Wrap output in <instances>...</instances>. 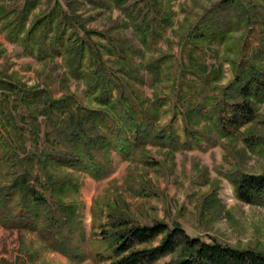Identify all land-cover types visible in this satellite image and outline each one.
<instances>
[{
	"label": "trees",
	"instance_id": "16d2710c",
	"mask_svg": "<svg viewBox=\"0 0 264 264\" xmlns=\"http://www.w3.org/2000/svg\"><path fill=\"white\" fill-rule=\"evenodd\" d=\"M41 1L2 0V29L28 54L61 57L69 75L85 83L95 104L73 93L55 96L48 85L0 78V222L38 231L53 249L81 261L86 252L71 227L75 206L65 200L72 183L51 171L66 167L100 179L108 172L105 158L111 150L127 160L148 162V144L179 148L185 143L172 124L160 125L164 101L135 86L145 80L132 62L141 51L132 39L118 36L122 32L108 35L109 28L99 32L107 41L97 43L85 25L76 26V17L59 0L27 26ZM116 1L126 17L123 23L138 41L157 44L171 23L170 0ZM215 43H224L235 54L224 58L234 74L218 94L209 96L223 72L217 54H211L214 62H207L206 52ZM182 49L188 61L182 64L175 91L186 126L197 114L226 136L256 119L257 102L264 100V0L214 2L182 36ZM162 61L159 56L144 64L153 79L161 76ZM244 139L250 145L261 140L252 133ZM231 179L239 199L264 205V171L242 172ZM99 205H92L96 232L90 242L94 257L106 264H153L166 255L172 257L163 264H264V249L205 240L179 222H141L120 202L107 203L106 209ZM99 212L103 217L97 221Z\"/></svg>",
	"mask_w": 264,
	"mask_h": 264
},
{
	"label": "rangeland",
	"instance_id": "374dc122",
	"mask_svg": "<svg viewBox=\"0 0 264 264\" xmlns=\"http://www.w3.org/2000/svg\"><path fill=\"white\" fill-rule=\"evenodd\" d=\"M56 1L42 0L29 15L27 26L36 14L48 10ZM59 1L76 17V26L85 25L97 43L107 41L99 32H107L110 28L108 35L116 36L122 32L118 36L132 39L141 48L133 55L132 62L138 66L145 82L135 83V86L146 96H159L164 101L160 125L172 124L180 142L185 145L171 148L148 144V162L138 158L127 160L116 150H111L105 158L108 172L100 179L83 170L54 168L51 172L55 176L71 180L65 200L75 206L76 220L71 227L75 228L77 243L85 250L86 257L81 261L71 259L53 249L38 231L9 227L0 222V264H106L93 255L90 241L96 229L92 205L100 204L106 209L107 203L114 202L122 203L141 222L161 220L170 225L179 222L187 232L205 240L216 238L235 246L264 249V205L239 199L231 179L242 172L264 171V100L257 102L255 120L225 136L219 135L207 118L197 114L193 115L195 122L186 126L184 110L175 91L182 64L188 61V55L182 49V36L204 10L218 0H170L171 23L157 44L151 46L141 44L133 29L125 26L126 17L116 0ZM77 29L83 34L80 28ZM206 54L208 63L214 62L211 54H217L223 70L208 90L211 96L230 83L234 73L224 58L235 54L224 43L213 44ZM159 56H163L162 73L153 79L144 64ZM1 77L26 85H48L55 96L73 93L80 101L95 104L85 83L69 75L61 57L40 59L35 54H28L21 43L9 38L0 24ZM248 133L261 140L250 145L244 139ZM197 138L200 142L195 141ZM137 186L144 188L139 191ZM99 215L97 221L103 217L101 212ZM171 257L163 256L153 264H163Z\"/></svg>",
	"mask_w": 264,
	"mask_h": 264
}]
</instances>
